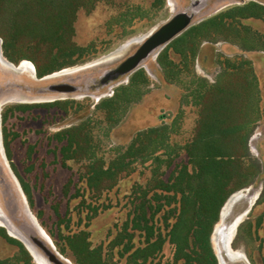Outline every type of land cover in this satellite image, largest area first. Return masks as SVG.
<instances>
[{"label":"rangeland","instance_id":"obj_1","mask_svg":"<svg viewBox=\"0 0 264 264\" xmlns=\"http://www.w3.org/2000/svg\"><path fill=\"white\" fill-rule=\"evenodd\" d=\"M248 1L264 5V0H92L76 8L73 23L72 40L86 47V50L79 56H72L73 64L61 66V69L47 73L45 77L37 76L34 61L44 67L53 57L51 53L45 49L35 51L31 43L22 39L16 42L17 47L6 51L9 58L4 53L0 36L4 57L15 66L21 62L19 65L23 67H0V93L12 89L22 95V98L16 97L5 102L0 110L3 151L6 156L4 133L10 152V159L6 156L8 166L16 179L19 181L20 178L28 187L33 200L32 207L22 187L21 190L30 213L35 216L59 254L55 243L63 245L62 235L85 229L89 232L91 246L101 245L105 258L111 257L115 264H125L123 246L109 250L108 244L120 231L122 224L133 215V201L138 195L134 187L140 185L142 189L148 188L152 178L161 173L167 179L173 165L167 169L160 163V159L167 156L173 158L175 163L188 164L183 146L194 135L198 119L197 90L205 82L216 80L222 71L217 61L222 62L225 57H245L251 62L255 76L253 84L258 89L259 97V118L251 123L247 146L250 156L260 163V172L252 184L238 189L241 191L240 198L235 200L221 222L218 218L220 225L216 231L217 223L213 226L210 245L217 264H264L263 224L257 225L264 210V201L255 204V197L264 182V50L242 51L237 45L224 40L203 41L188 70H181L172 81H168L156 61L157 54L164 47L162 44L150 50L130 70H117L147 39L174 17L184 16L187 21L182 33L205 18ZM242 22L264 34L263 20L247 18ZM170 57L175 63H181L180 56L171 51ZM66 59L60 56L53 64ZM138 68L145 71L150 85L142 89L138 86L139 90H133L124 113L110 127L103 112L95 105L101 99L111 97L117 87L128 85L130 75ZM56 85L72 89L56 91L53 89ZM56 101L64 102L63 106L52 105ZM17 105L28 107L17 109ZM82 121H86L91 130L92 153L106 163L123 151L139 130L154 126L163 128L150 150L134 160L129 173L121 175L111 190L93 197L83 179L86 160H64L60 147L65 141L56 139L58 132ZM5 177L0 174V210L27 236L38 239L48 247L27 223L25 216H22L20 207H17L19 191L9 177ZM248 207H251L250 210L235 227L228 244L241 253V258L247 260L245 263L242 259H229L226 244L230 226ZM55 208L60 213L59 217ZM94 211L95 216L88 220V215ZM177 213L178 196L151 219L154 227L161 229L166 241L162 252L148 264H174L173 247L166 235ZM4 232L7 233L5 228ZM140 245H143V237L136 232L132 246ZM38 250L41 253H37L41 256L40 260L50 264L42 256H45L43 251L40 248ZM17 254L18 247L5 240L0 232V260L6 259L8 263L14 264ZM61 256L75 264L68 250ZM56 257L61 263L68 264L59 255ZM33 258L32 264H44Z\"/></svg>","mask_w":264,"mask_h":264},{"label":"trees","instance_id":"obj_2","mask_svg":"<svg viewBox=\"0 0 264 264\" xmlns=\"http://www.w3.org/2000/svg\"><path fill=\"white\" fill-rule=\"evenodd\" d=\"M91 1L0 0V36L4 53L8 54L6 51L17 47L16 42L22 39L31 43L35 51L45 49L51 53L53 57L44 67L34 61L38 77L73 64L72 56H79L86 50V47L72 40L75 10ZM247 18L264 21V5L248 1L188 27L157 54L156 61L165 79L172 81L181 70H188L203 41L224 40L237 45L242 51L264 50V34L244 24L242 20ZM170 51L180 56V64L171 59ZM60 56L67 59L53 64ZM8 57L11 58L9 54ZM217 62L222 71L216 80L205 82L196 93L198 119L192 139L183 146L188 164L175 163L169 156L164 159L158 157L167 169L173 165L168 178H164L161 173L152 178L148 188L142 189L140 185L134 187L138 195L133 201V215L122 224L120 231L108 244L109 250L123 246L125 264H148L162 252L166 239L161 229L154 227L151 219L177 196L178 213L166 235L173 247L174 264H217L210 245V235L220 210L231 194L252 184L260 172V163L250 156L247 146L251 123L259 118L258 89L253 84L255 76L251 62L245 57H225L222 62ZM149 85L145 71L138 68L130 75L128 85L117 87L111 97L101 99L95 107L103 112L109 126H114L128 106L133 90L138 86L142 89ZM63 103L56 101L52 105L61 107ZM25 107L28 105H17L15 108ZM161 128L154 126L139 130L126 148L108 163L92 153L91 130L86 121L63 129L56 134V139L65 141L60 147L64 160H86L83 179L92 196L99 197L104 191L111 190L121 175L132 170L134 160L150 150ZM5 137L3 133L6 156L10 159ZM19 181L32 207L29 189L20 178ZM262 201L264 182L255 204ZM55 213L60 216L57 208ZM95 214L94 211L88 215V220ZM261 224L264 230V210L257 221V225ZM0 232L5 240L18 247L13 263L32 264L23 244L8 236L3 227H0ZM136 232L143 237V245L138 247L132 246ZM88 238L89 232L83 229L62 235L63 245L55 244L61 254L68 250L75 264H115L111 257H104L101 245L91 246ZM0 264L10 263L5 259L0 260Z\"/></svg>","mask_w":264,"mask_h":264},{"label":"bare ground","instance_id":"obj_3","mask_svg":"<svg viewBox=\"0 0 264 264\" xmlns=\"http://www.w3.org/2000/svg\"><path fill=\"white\" fill-rule=\"evenodd\" d=\"M1 42L2 40L0 39V66H8V67H11V68H18V69H22L23 67L21 65H18L15 66L12 62H10L9 60H7L2 51H1ZM5 68V67H4ZM47 76V75H46ZM45 77V76H44ZM16 97H19V94L18 92H15V91H6V92H3L0 94V107L6 102V101H9V100H13L14 98ZM0 138H1V135H0ZM2 144V143H1ZM3 148V147H2ZM2 148H1V145H0V163L2 164L3 167H8V163H7V159L5 154L2 152ZM4 154V155H3ZM12 172V171H11ZM13 174V173H12ZM14 175V174H13ZM15 177V176H14ZM16 178V177H15ZM17 180V179H16ZM18 182V180H17ZM4 184L7 185L4 181ZM18 185H19V182H18ZM20 187V185H19ZM20 191L22 193V190H21V187H20ZM240 194H241V191H236L235 193L231 194L228 199L225 201V203L223 204L221 210H220V222L221 220L225 217V215H227V213L230 211V207L232 206L233 203H235V200L240 198ZM23 197H24V200L26 202V198L24 196V194L22 193ZM237 201V200H236ZM27 203V202H26ZM28 205V204H27ZM246 210V209H245ZM242 213L239 215L238 218H236V221L232 223V225L230 226L229 230H228V236H227V244H226V252H227V255L229 257V259H242V261H244L243 258H241V253L237 250H234L232 249L230 246H228V244L230 243L231 241V238L234 234V229L237 228L238 226V223L239 221L242 219V217L244 216V214L247 213V211L249 210V208L246 210V212ZM29 218V219H28ZM26 221L27 223L30 225V227H32L34 229V231L36 232V234L40 237L41 240H43L46 245L51 249L53 250V247L54 245L52 244L49 236L45 233V231L42 229V227L38 224L35 216H34V220H32L31 217H28L26 216ZM220 222H217L216 224V227H215V231L216 229H218L219 225H220ZM14 224V223H13ZM0 225H2L1 227H4L9 235L11 237H14L16 239H21L20 241H22V243H24V245L29 249L30 253L33 255L32 256V260L34 262V258H36V260H40L41 256L39 254H37V252H35L34 250V247L37 249L36 246H34L35 244L33 243V241L31 240V237L27 236V234H25L20 228L16 227L17 229H15L6 219V217L3 216L1 210H0ZM39 227V228H38ZM236 227V228H235ZM38 230H41L45 236L42 237L40 236V232ZM34 246V247H32ZM38 250V249H37ZM39 252V250H38ZM40 253V252H39ZM50 264H53L52 262H50L44 255H42ZM64 262L68 263V264H72L69 260L65 259V258H62ZM41 261V260H40ZM41 263H44L41 261ZM44 264H47V263H44Z\"/></svg>","mask_w":264,"mask_h":264},{"label":"water","instance_id":"obj_4","mask_svg":"<svg viewBox=\"0 0 264 264\" xmlns=\"http://www.w3.org/2000/svg\"><path fill=\"white\" fill-rule=\"evenodd\" d=\"M186 24H187V21L184 19V16L174 17L171 21H169L168 23L163 25L160 29H158L157 32L154 33L149 39H147L131 57H129L127 60H125L119 66V68L117 70L120 72H126V71L130 70L142 57H144L154 47H156L158 45H162V44L165 46L172 39L177 37L181 33V30L184 29ZM43 76H45V75H43ZM43 76H41V77H43ZM53 89L56 91H63V90H69L72 88H69L68 86H63V85H56L53 87ZM258 194H259V192L257 193V196H258ZM257 196L255 199H257ZM255 199H254V201H255ZM250 208L251 207H249V210H250ZM219 217H220V213H219ZM6 232H7L6 234L8 236H10L7 230H6ZM12 238H14V237H12ZM17 240L20 241L19 239H17ZM31 240L33 241V243L35 244L34 246H36L37 249L40 248L43 251V253L45 254V257L50 262H52L53 264H63L57 259L56 255H59L60 258H63V256H61V254H59L56 250H54V247H53V250H51L50 248L46 247L38 239L31 237ZM20 242L22 243V241H20ZM22 244H23L24 248L27 250V252L29 253V255L32 257L33 255L30 253L29 249L24 245V243H22Z\"/></svg>","mask_w":264,"mask_h":264},{"label":"flooded vegetation","instance_id":"obj_5","mask_svg":"<svg viewBox=\"0 0 264 264\" xmlns=\"http://www.w3.org/2000/svg\"><path fill=\"white\" fill-rule=\"evenodd\" d=\"M0 67H2L3 69H4V67H5V69L6 68H11V67H8V66H0ZM6 91H15V90H12V89H8V90H5V91H2L1 93H3V92H6ZM16 92V91H15ZM0 93V94H1ZM19 94V93H18ZM19 97L20 98H22V95L21 94H19ZM7 102V101H6ZM4 105V104H3ZM2 105V106H3ZM2 106L0 107V110H1V108H2ZM0 145H1V148H2V144H1V138H0ZM2 152L4 153V151H3V148H2ZM4 155V154H3ZM6 159V158H5ZM0 174H2L3 176H4V178L6 179V175L9 177V179L12 181V183L15 185V187L17 188V190L19 191V193H17L18 194V197H19V201H18V205L19 206H17L20 210H21V214H22V216H25V218H26V216H28V217H33L34 218V215L32 214V213H30V210H29V207H28V205L26 204V202H25V200H24V198H23V195H22V193H21V191H20V187H19V185H18V182H17V180H16V178L14 177V175L12 174V172H11V170H10V168H9V166L6 168V167H2L1 165H0ZM7 184V183H6ZM16 190V191H17ZM257 196V195H256ZM256 198V197H255ZM28 207V208H27ZM249 208V207H248ZM248 208H246V210L248 209ZM0 209H1V207H0ZM246 210H245V212H246ZM1 212L3 213V211L1 210ZM244 212V211H243ZM242 212V213H243ZM241 213V214H242ZM4 214V213H3ZM245 215V214H244ZM4 216L9 220V222H11V224L15 227V225L13 224V222L8 218V216L6 215V214H4ZM239 223H240V221H239ZM239 223H238V225H239ZM0 226H2V225H0ZM5 227V226H4ZM6 228V227H5ZM16 228V227H15ZM39 228V227H38ZM7 229V228H6ZM17 229V228H16ZM39 232H40V236H42V237H44L45 235L42 233V231L41 230H38ZM21 240V239H20ZM232 240V239H231ZM32 247H34V246H32ZM34 249L37 251V253H39L38 252V250L34 247ZM39 254H41V253H39ZM48 262V261H47ZM245 263H247V260H245L244 261ZM49 263V262H48Z\"/></svg>","mask_w":264,"mask_h":264}]
</instances>
